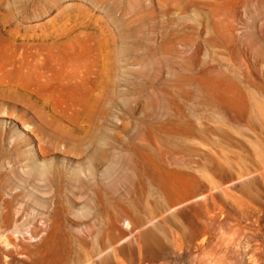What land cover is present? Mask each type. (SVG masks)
<instances>
[{
  "label": "rangeland",
  "instance_id": "obj_1",
  "mask_svg": "<svg viewBox=\"0 0 264 264\" xmlns=\"http://www.w3.org/2000/svg\"><path fill=\"white\" fill-rule=\"evenodd\" d=\"M0 264H264V0H0Z\"/></svg>",
  "mask_w": 264,
  "mask_h": 264
},
{
  "label": "bare ground",
  "instance_id": "obj_2",
  "mask_svg": "<svg viewBox=\"0 0 264 264\" xmlns=\"http://www.w3.org/2000/svg\"><path fill=\"white\" fill-rule=\"evenodd\" d=\"M40 171H41V170H40ZM8 199H9V198H8ZM9 200H10V199H9ZM6 205H7V204H6ZM7 212H8V211H7ZM13 213H14V212H13ZM6 216L9 217L8 213H6ZM14 217H15V216H14ZM11 220H12V219H11ZM13 221H14V220H13ZM3 222H4V221H3ZM15 223H16V222H15ZM18 225H20V224H18ZM9 227H10V225L7 224V225H6V228H9ZM11 228H12V227H11ZM13 228H14V227H13Z\"/></svg>",
  "mask_w": 264,
  "mask_h": 264
}]
</instances>
